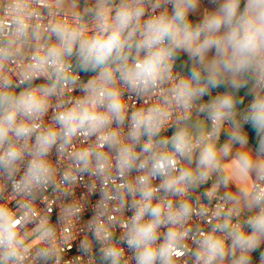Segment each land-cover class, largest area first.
Wrapping results in <instances>:
<instances>
[{"label":"clouds","instance_id":"clouds-1","mask_svg":"<svg viewBox=\"0 0 264 264\" xmlns=\"http://www.w3.org/2000/svg\"><path fill=\"white\" fill-rule=\"evenodd\" d=\"M0 264H264V0H0Z\"/></svg>","mask_w":264,"mask_h":264}]
</instances>
